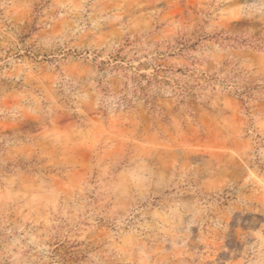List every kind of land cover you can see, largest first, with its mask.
I'll use <instances>...</instances> for the list:
<instances>
[{
  "label": "rangeland",
  "instance_id": "rangeland-1",
  "mask_svg": "<svg viewBox=\"0 0 264 264\" xmlns=\"http://www.w3.org/2000/svg\"><path fill=\"white\" fill-rule=\"evenodd\" d=\"M0 264H264V0H0Z\"/></svg>",
  "mask_w": 264,
  "mask_h": 264
},
{
  "label": "trees",
  "instance_id": "trees-1",
  "mask_svg": "<svg viewBox=\"0 0 264 264\" xmlns=\"http://www.w3.org/2000/svg\"><path fill=\"white\" fill-rule=\"evenodd\" d=\"M160 69H161L160 67L155 68L154 71L150 75H148V74H138L139 77H141L142 79L145 80V83L142 84L139 81V82L136 83V86L141 91V93L143 95H145L146 97H148V98L150 97L149 96V89L154 87V86H157L159 88L160 87L159 85L162 84L165 81L163 79V76L159 73ZM180 91L182 93L185 92L186 94H190V92L187 90L186 87H182Z\"/></svg>",
  "mask_w": 264,
  "mask_h": 264
}]
</instances>
